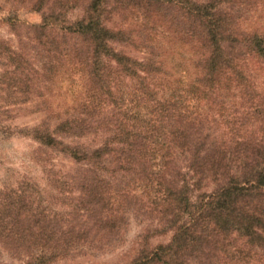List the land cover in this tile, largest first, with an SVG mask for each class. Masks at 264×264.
Masks as SVG:
<instances>
[{"label":"clouds","instance_id":"obj_1","mask_svg":"<svg viewBox=\"0 0 264 264\" xmlns=\"http://www.w3.org/2000/svg\"><path fill=\"white\" fill-rule=\"evenodd\" d=\"M93 2L57 0L60 22L77 29L96 28L97 19L107 23L105 10L113 7L112 0H99L95 7ZM52 4L53 0H45L41 11L47 12ZM33 5H38V0H23L22 6L18 0H0L4 9L0 12V21L9 17L11 9L21 7L22 12L23 8ZM176 6L188 18L190 28L184 37L189 44L174 43L170 48L173 54L184 53V63L189 64L187 57L196 53L198 37L209 26V32L218 38V42L214 41L216 50L234 49L244 53L239 63L248 65L249 79L255 84L264 81V0H181ZM14 19L4 24L5 31ZM20 19H25L24 15ZM118 21L119 15L112 13V22ZM119 26L136 28L131 39L137 43H156L150 39L154 33L144 29L141 22L132 24L129 20ZM98 31L110 35L103 28ZM98 47H103L102 43ZM147 55V49L141 52L142 58ZM83 79V65L65 60L57 74L45 82L48 90L41 88L43 95L33 94L27 104L17 106L24 110L25 123L9 129L11 122L4 120L5 131L0 133L3 175L5 179L13 176L18 159L26 168L43 169L40 173L43 180L67 181L68 187H72L80 172L95 169L108 183L114 210L122 217L121 224L105 239L73 246L61 243L53 247L27 236L3 233L0 234V264H264V112L259 116L250 115L243 127L237 125L232 131L228 130L232 125L226 127L219 121L204 129L212 133L223 149L211 172L200 167L203 160L197 165L191 158L180 157V149L174 150L173 157L179 158L164 175L178 190L176 210L183 206L195 211L203 200L200 196L203 192L211 194L209 200L219 199L224 191H231L234 196L230 211L224 213L225 223L218 226V221L213 220L207 224L222 241L221 247H181L178 237L174 236L173 221L161 211L171 203L160 199L164 193L151 198L141 195L142 181L130 182L132 173L113 174L104 170L105 166L111 169L115 164L109 163L114 153L108 150V138L116 129L105 120L112 115L109 111L112 106L96 104L82 86ZM93 108L95 114L91 111ZM237 131L243 135H236ZM19 140L23 141V148L18 147ZM237 140H247L248 146L237 150L234 148ZM190 162L193 167H189ZM176 169L186 179L176 176ZM242 182L246 183L239 186ZM153 199L160 200L159 205H154Z\"/></svg>","mask_w":264,"mask_h":264},{"label":"trees","instance_id":"obj_2","mask_svg":"<svg viewBox=\"0 0 264 264\" xmlns=\"http://www.w3.org/2000/svg\"><path fill=\"white\" fill-rule=\"evenodd\" d=\"M180 2L181 0H116V9L120 4H125L122 6L124 9L131 5L132 10L143 21H148L155 14H172L170 16L176 21L173 25L178 41L187 43L189 41L184 37L190 24L184 12L176 6ZM98 3L99 0H94L93 6ZM56 4L57 0H53L47 12L42 11L40 22L28 26L30 34L41 47L43 59L40 61L42 72L39 75L45 77L44 72L48 69H53V74L56 73L65 60L83 65L82 86L90 79H95L97 83V90L93 89L88 93L91 99L101 106L112 104L116 107L115 118L106 119L107 124L114 125L116 129L115 134L108 138V150L116 151V172L132 173L129 181H142L143 190L150 193V198L164 193L160 199L171 202L164 211H172L169 218L176 228L174 236L178 237L181 247H221L222 241L213 235V230H209L207 224L213 220L218 221V226L225 223L224 213L231 209L233 193L224 191L219 199L209 200L211 194L203 192L200 193L203 200L195 211L183 206L176 210L178 190L164 173L175 163V149H180L183 154L187 153L184 157L191 158L197 165L203 160L200 167L211 172L223 149L212 137V133L204 129L219 121L226 127L232 125L228 129L232 131L237 125L243 127L250 115L259 116L264 112V90H260L258 84L249 79L248 65L239 63L245 54L234 49L217 51L214 41L218 42V38L214 32H209V26H205L198 37L199 47L194 53V71L191 74L194 78L183 83L180 79L171 77V72L158 60L132 59L114 50L111 42L123 40L124 30H113L99 19L96 20V28L70 27L60 22L61 14L56 11ZM42 8V3L35 7L37 10ZM10 24L13 25L14 21ZM99 28L110 35L100 33ZM149 30L154 35L157 34L154 26L151 25ZM67 39H72L73 42ZM101 43L103 47H98ZM20 55L21 53L10 51V62L16 68H22L23 84L31 86L34 75L29 73L27 67L30 65L26 66L27 61L22 62ZM105 59L113 60L116 69L107 72L109 69L105 67ZM112 73L116 77L109 79ZM126 77L132 83H124ZM36 79L37 76L35 81ZM109 80L116 82V94L108 89L111 88ZM105 83L109 84L107 95L111 96L110 101L99 95L98 90L105 89ZM91 111L95 114L96 109ZM236 135L243 133L237 131ZM246 146L247 140H237L234 148L242 151ZM193 166L190 162L189 167ZM104 170L108 171L105 167ZM175 174L180 179H186L179 169H176ZM75 183L79 194L73 195L67 204L69 209L62 211H76V221L65 217L66 214L59 216L51 212L52 207L43 203L44 195L39 192L41 195L37 199L35 220L37 241L53 247H58L61 243L70 246L76 239L87 238L91 234L90 225L95 226L98 233L100 228L115 230L117 223L121 222L122 217L118 215L114 217L100 212L112 211L115 206L107 181L96 174L95 169H84L76 177ZM244 183L246 182L239 186ZM54 197L58 198V195ZM152 203L157 205L160 200L153 199Z\"/></svg>","mask_w":264,"mask_h":264},{"label":"rangeland","instance_id":"obj_3","mask_svg":"<svg viewBox=\"0 0 264 264\" xmlns=\"http://www.w3.org/2000/svg\"><path fill=\"white\" fill-rule=\"evenodd\" d=\"M112 2L113 7L107 11L108 15L104 18V20L107 21L106 25L113 30L122 29L125 32L123 40H114L111 42V47L114 50L121 52L132 59L144 61L152 59L158 60L162 63L164 68H167V70L171 72V77L180 79L183 83H187L194 78V76L191 75L194 71V53V58L187 57L190 63L185 64L184 53L176 52L173 54L170 51V48L174 43L178 42L181 45L189 44V42L181 43L178 41L179 38L174 33V25L176 24V21L172 20L174 18L170 16L172 14H167V16H164L163 13L152 15L149 20H152L153 23L148 24L146 23L147 21H143L141 17L136 15V13L132 10L131 5H128L127 9H124L123 7L125 4L124 6L123 4H120L116 9V0H112ZM40 3H42L44 7L45 0H38V5ZM18 4L22 6L23 0H18ZM36 6L37 5H33L31 8H23L22 12L21 7L11 9L9 17L5 18L4 21H0V133L5 131V119L11 122L7 126L9 129L13 126L19 128L21 124L25 123L24 110L17 106L27 104L33 94L36 96L43 95L41 88L43 87L48 90V86L45 82L50 81L53 75L57 74L59 69L63 67L60 66L54 74L53 69H48L44 72V75L46 74L45 77L39 75V73L42 72V62L40 61L43 59L41 58V47L38 46L36 40L32 37L28 30V26L30 24L39 23L41 20L42 11L35 9ZM3 10V7L0 6V12H3ZM112 13H117L119 15L118 22H112ZM21 15H24L25 19L21 20ZM12 17L15 18L13 20L14 24L12 25L8 23L7 30L5 31L4 24L9 19H12ZM129 20H131L132 24L141 22L143 28L146 30H149L151 25L154 26L157 34L151 36L150 39L155 40L156 43L145 44L143 41L137 43L132 40L131 34L137 31V29L132 26H129L128 28L119 26L120 23H127ZM158 25L159 29H162V31L158 29ZM172 37H176L178 39L173 41ZM67 40L73 42L72 39ZM145 49H147L148 55L142 58L141 52ZM10 51H16L17 54L21 53L19 57L22 58V62L23 60L27 61L26 66L28 64L30 65L27 67V70L29 73L34 75L33 84L31 86L23 84L22 68L19 66L16 68L13 64H11L9 57ZM165 53H168V55L163 59H158V57L164 56ZM177 56H180L181 59L177 60ZM173 61H175V63H173ZM105 65H107L105 66L107 70L109 69L108 71L105 69L107 72L111 69H116V63L111 59H105ZM35 76H37L36 81ZM113 77H116L115 73H112L109 79ZM95 81V79H90V81L86 82L85 87L87 88L88 93H91L93 89L97 90L95 87L97 83ZM109 81L111 88H108L109 84L105 83V85H107L105 86L106 88H102V90L99 89L98 91L99 95L101 94V97L107 98V100L110 101L111 96H108L107 92L109 89L112 94H116V91H113L114 88L116 89V82L114 83V80L113 82L111 80ZM127 81H131V79L126 77L124 79V83H127ZM258 86L260 90H264L263 81H260ZM111 106L112 107L109 111L112 112V115L106 117L105 120L115 118L114 113H116V107L112 104ZM110 123L112 122L110 121ZM17 143L18 147L23 148L22 140L17 141ZM112 153H114V155L109 163H112L113 161L115 162L114 167L111 168L114 170L113 174H115L116 151H112ZM184 155L185 154L181 151L179 152L180 157H184ZM178 158L179 157H176L175 159ZM3 163V160L0 159V234H16L37 240V227L35 225V220L37 214V199H39V196L41 195H39L40 191L44 195L43 203L52 207L53 211L51 212L56 213L59 216H65L66 214L65 217H70L73 221L75 220V216L77 215L76 211L62 210L69 209L67 204L71 200V197H73L72 193L74 191L79 193V188L76 183H74L72 187H68L67 181H45L40 176V173L44 171L43 169L26 168L25 165L18 159L15 161L17 167L15 168L13 176L5 179L3 175ZM105 169L112 171L108 168V166H105ZM49 171L51 172L52 170ZM201 186H203V181L201 182ZM147 190L149 189L147 188ZM148 194L150 193L146 190L141 192V195L149 197ZM54 195H58V198L54 197ZM114 209L115 207H113L112 211L100 212L106 213V215L111 214L115 217L117 214ZM161 211L168 216L172 213V211H164V208L161 209ZM68 212L69 214L67 215ZM120 224L121 222L119 221L115 230L120 226ZM90 226L91 234L87 238L76 239L70 246L79 245L81 243L92 244L94 241L105 239L115 231L107 227L105 229L100 228L97 233L95 226Z\"/></svg>","mask_w":264,"mask_h":264}]
</instances>
